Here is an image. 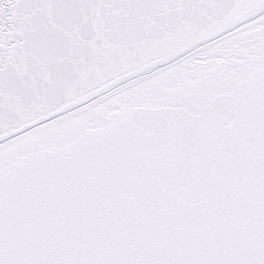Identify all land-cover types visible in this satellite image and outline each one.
<instances>
[{
  "label": "snow or ice",
  "instance_id": "obj_1",
  "mask_svg": "<svg viewBox=\"0 0 264 264\" xmlns=\"http://www.w3.org/2000/svg\"><path fill=\"white\" fill-rule=\"evenodd\" d=\"M0 264H264V0H0Z\"/></svg>",
  "mask_w": 264,
  "mask_h": 264
}]
</instances>
